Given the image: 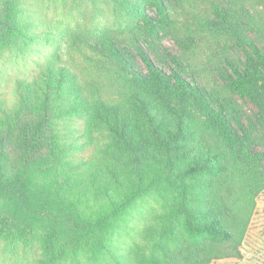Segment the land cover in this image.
<instances>
[{"label":"trees","instance_id":"trees-1","mask_svg":"<svg viewBox=\"0 0 264 264\" xmlns=\"http://www.w3.org/2000/svg\"><path fill=\"white\" fill-rule=\"evenodd\" d=\"M252 3L70 0L74 23L50 24L0 0V51L51 45L0 97V250L30 264L238 258L264 191Z\"/></svg>","mask_w":264,"mask_h":264},{"label":"rangeland","instance_id":"rangeland-1","mask_svg":"<svg viewBox=\"0 0 264 264\" xmlns=\"http://www.w3.org/2000/svg\"><path fill=\"white\" fill-rule=\"evenodd\" d=\"M66 0L64 4L60 1L53 0H27L23 8V18L27 19L32 14L33 17L40 21L48 22L56 20L68 24H73L75 17L81 13L80 10L72 11ZM254 4L258 14L264 18V6L258 3ZM37 8L38 11H29L28 9ZM25 10V11H24ZM35 31L41 34H49L51 27L39 26ZM167 46L172 47V42L167 41ZM51 52V45L48 38L42 35L36 39L31 49L26 52L0 51V97H6L11 100L12 80L34 65V60H44ZM240 256L238 258H225L212 261L209 264H264V191L256 198L254 214L249 223L246 236L240 247ZM30 255L25 251H16L10 253L6 249L0 250V264H30Z\"/></svg>","mask_w":264,"mask_h":264}]
</instances>
